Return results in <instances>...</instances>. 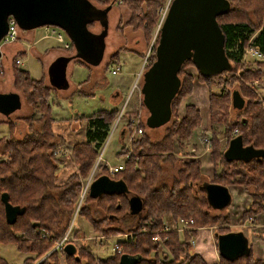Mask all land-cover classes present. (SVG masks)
Segmentation results:
<instances>
[{
    "label": "trees",
    "instance_id": "obj_1",
    "mask_svg": "<svg viewBox=\"0 0 264 264\" xmlns=\"http://www.w3.org/2000/svg\"><path fill=\"white\" fill-rule=\"evenodd\" d=\"M95 1L105 7L113 3L110 0ZM166 1L116 0L120 3L119 7H124L130 12V18L126 22L122 17L118 20L120 30L132 27L133 33L142 32L148 48L153 39L152 32L159 25L157 9L165 5ZM229 1L231 11L226 16L221 15L217 20L225 34L226 57L232 69L223 71L218 76L205 77L198 71L197 73L201 84L207 86L209 90L214 181L224 187L243 186L246 193L252 197V206L249 211L241 215L240 223L244 225L249 221L255 222L257 215L264 212V159L259 162L253 159L246 164L241 161L229 163L224 157L225 149L220 150L221 144L217 135L218 128L224 127L225 137L230 143L231 134L239 130L238 135L243 137L244 146L253 145L255 149L264 150V95L263 100L260 101L251 89L244 86H240V90H234L235 83L241 81L236 70L243 64V56L248 47L252 46L264 53V24H252L246 16L249 10H254L256 13L260 12V17L262 15L264 17V0ZM238 14H243L245 20L239 21ZM92 26H94L93 22L89 23L88 28ZM255 33L258 35L252 42L251 36ZM159 38L158 36L156 43L152 45V52L147 58V62H150L148 68L154 63L155 47L159 43ZM73 48L72 44L70 52ZM146 54L147 50L140 57L143 59ZM119 55L120 53L117 52L112 60L117 59ZM15 62L13 65L17 90L25 94L27 102L34 106L40 115L38 119H35L34 115L27 118L28 126L21 137L11 131L13 136L0 140V247L14 244L17 251L33 255V258L25 259L24 264H33L46 256L48 252L50 256H46L40 264H121L120 257L124 254L140 255L142 262L138 264H207L204 258L189 252L188 242L191 239L189 234L196 236L198 234L196 231L184 234L183 241L177 231L163 233L162 236L168 237L163 242V246L167 248L169 254H160V246L154 243L153 234L150 233L163 230V216L167 214H172L174 220L193 219L196 228L213 227L221 222L220 219L223 220V224L230 222L229 217H209L208 214L212 208L206 202L205 191L201 189L202 167L198 161L180 162V169L177 175H174L171 184L161 180L163 164L176 160L172 153L176 142L179 149H183L185 142L191 140L202 122L199 108L194 105L185 107L184 117L181 118L176 114L184 97L191 96L193 93L194 77L185 71L187 67H195L193 63L186 62L179 72L182 88L178 96L173 99L172 120L165 129L164 136L158 140H152L145 122H140L138 127L143 130V135L134 136L130 147L123 146L118 154L120 159L125 158L124 170L112 176L104 166L96 176V178L109 176L114 181L125 182L128 194L137 195L144 202L145 215L138 217L136 226L126 230L130 236L124 242L118 243L119 247L123 248V254H114L110 258L101 260L96 258L94 252L88 247V243L85 242L75 247L76 253L72 255L64 251L62 263L60 259L62 254L53 252V248L64 238V234L71 225V218L75 215L76 205L80 200L79 195L82 192L81 180L91 173L98 154L109 136V127L118 119L120 110L95 112L92 116L85 118L87 120L84 127L87 132L86 142L74 146L71 152L78 173L71 175L64 186L55 184L60 166L55 153L61 152L66 144L52 131L55 119L52 118V108L48 103L52 92L50 87L45 85L43 77L32 79L30 73L21 69ZM105 64L108 69L109 62ZM242 75L246 80H264V59L255 69L248 67L242 70ZM216 90L220 92L217 93ZM238 97L245 100L243 108L240 106L241 100ZM229 107L238 111L237 119L234 121L229 119ZM136 116H139L136 109L129 114L121 115V120L127 122L125 125L127 135L134 133L135 129L131 126V122ZM205 135L203 133L200 136L203 139ZM4 194L7 195L13 207H19L24 212L18 215L13 224L7 222L5 203L1 199ZM124 196L125 194L122 193L96 198L88 197L87 201H97L100 209L104 212L108 211L107 217L102 221H91L96 232H102L100 234L106 237H118L126 232L110 226L104 231L98 228V224L110 223L112 218L118 215L130 214L129 200H126ZM103 201H108V204H103ZM87 208V205L80 208V214L88 212L90 209ZM46 226L51 230H49L50 236L42 239L40 229H45ZM229 232L223 231L220 235H226ZM252 252V247L249 246L247 254H243L235 261L220 257L219 264H264V260L255 259ZM0 264L8 263L0 256Z\"/></svg>",
    "mask_w": 264,
    "mask_h": 264
},
{
    "label": "rangeland",
    "instance_id": "obj_2",
    "mask_svg": "<svg viewBox=\"0 0 264 264\" xmlns=\"http://www.w3.org/2000/svg\"><path fill=\"white\" fill-rule=\"evenodd\" d=\"M90 1L99 9H102L103 7H105L104 5H100V3H98L95 0L94 1L90 0ZM110 2H113L114 6L111 8V10L108 14V16H109V20H108L109 33L105 36L106 46L104 48L103 60H101L100 65L96 66V65H92V64L91 65L86 64L82 61L81 58H78V61H76V63H74V65L72 64L73 69H74V73L72 74L71 78H70L69 74H67V78L69 80L72 79L73 83L70 80L71 87H70V89L68 88L65 93L57 92L56 89H54V86L53 85L51 86L50 80L48 79L47 73L45 71V66H44V64L43 65L41 64V62H43V61H42V58L40 56L47 49V47H50V49H51L52 48L51 46H54V48L57 50L60 46V47H62L61 49L63 50V48L65 46V43L61 44L57 40H55L54 38H49V36L52 34L53 29H55L58 33L63 34L62 36H65V39H67L68 44L70 43V40L66 36L67 33L60 28H55L54 26L37 27L36 29H32V28H28V27L21 28L19 26V24L16 23L17 28H19V30H20V33H19V36L17 38V42H15V43L20 44L22 42V44H24V43L29 44L28 45L29 47H26L27 45L25 46L26 53L23 54L21 52L16 53V51L11 53V51H10L11 45L2 46L3 52L5 51L8 56L6 58V56L2 54L4 56V59H2V62L0 63V92H2L4 94L16 92L17 94H20L21 99H22V102H21L22 103V106H21L22 109L20 111H16L12 116H10L9 119H6L5 116H3L2 114L0 115V140L2 138L7 139V138H10L11 136H13L11 131H13V133L16 136H18L16 131H18V133H19V131H21V133L23 132V134H24V131L28 126L27 118L30 115L31 116L34 115V118L38 119L39 115H40V114H38L39 111L37 109H35L34 106H31L30 103L27 102L28 100H27V97L25 96V94H23L22 91L17 90V85H16V81H15L16 72H15V68H14V65L12 62L20 60L17 57H20L21 55L24 56L23 58L20 57L22 62H24V63L23 64L21 63V65H17V66H19L23 70H27L30 73V77L32 79H39L40 77L44 78L43 80H44L45 85L50 87L51 92H52L51 93L52 96L50 98V101H51L53 96L57 98L55 100V102L56 101L58 102V107H59V111H60L59 113H62L64 115H67V113H70L72 115H77L76 118L78 119L79 123L77 126H75V131H80V130H82L83 127L86 126L87 120H85V118H87L88 116H91L93 114V112L94 113L96 111L100 112L101 110H102L101 112L110 111L108 109L111 107H113V109H112L113 111L117 112L120 110L119 115H118L119 116L118 119L115 121V123L113 125H111L109 127V130H110L109 136L105 140L104 145L98 154L97 160H96L94 166L92 167L95 170L94 171L95 175L92 176L90 173L87 178H82V180H81L82 191H83L84 187H85V191L83 194H81V192H80V195H79L80 200L78 201V204L76 205L75 215L73 218H71V222H70L71 225H70L68 231L64 234V238L61 239V241H63L68 236L67 239L70 240V243L72 242V245L74 247L81 246V245L85 244V242H86V243H88V247L91 248V250L94 252V254L96 253L97 258L100 257L101 259H107V258H110L111 256H113L115 254L114 246L117 243L124 242L128 238L127 236H130L127 233L128 229H131L132 227L136 226V223L138 221L137 220L138 217L140 218V217L145 215V213H144L145 210H144V212H142V214L140 216L136 215V217H135V216H132L131 213L130 214H124L121 216L118 215V217L112 218V222H110V223L105 222L103 224H98V228H101V231L107 230L110 227H112L114 229H119L122 232L127 230L124 234H122L118 237L111 236L110 238L108 237V239H107L106 236L100 234L102 232H96V229L93 226V222H91V221H94V222H97L99 220L102 221L105 217H107L108 211L104 212L102 209H100V207H99L100 205L98 206L97 201L95 202L93 200L92 201H87V200L89 197L88 195L90 192L92 182L95 181V178L97 176L96 167L101 164L103 158H105L106 160H109L111 165L119 163L120 158H119L118 153H120V151L122 150V147L123 146L124 147L125 146L130 147L131 139L134 136H140V135H137V131H136L135 127H133L135 129L133 135H127L126 134L125 125L127 124V122L121 120V115L124 113L129 114L133 110L136 109L137 114L139 115L138 117L137 116L135 117L137 122H139V124H140V122L146 121V118L148 116L147 111H146L147 109H146V107L145 108L143 107V102H142L143 96L141 93V90H142L141 85H143V76L142 75L144 74V71L149 69L148 67L150 65V62L148 63L147 61H145V58H149V56L152 52V45H154L156 43L158 36H159V31H160L159 30L160 26L157 25L154 32H152V36H153L152 42L149 45V47L147 48V43H146L145 37L143 36L142 32L133 33L132 27L126 28L124 30H120L118 20H120L122 17L124 19L123 21L126 22L130 18V12L127 11V9L124 7H119L120 3L116 2V0H110ZM163 6H165V5H163ZM162 7L157 9L159 18H160L159 11L161 10ZM241 13H243V11H241ZM259 14H260V12L256 13L254 10H249L247 12L246 16L248 19L251 20L252 24L262 25V24H264V17H263V15H262V17H260L261 15L259 16ZM238 15L239 16H237V17L239 18V21L245 20V19H243V14H238ZM48 28H50V29H48ZM90 30L94 32L95 38H96L97 42L100 44L102 41L101 39H103L102 37H103V32H104L101 25H99L98 23H95L94 26H92L90 28ZM28 32L33 33L32 35L28 36V38H31V40H28V38L25 37L28 34ZM257 35H258V33H255L253 36H251L252 42L254 41V39H256ZM20 40H22V41H20ZM29 41H31L32 43H29ZM15 43H12V44H15ZM70 50H71L70 48L67 49L68 53L70 52ZM146 50H147V54H146L145 58L142 59L140 56ZM117 52H119L120 55L122 56L121 57L122 59H120V63H122V70L120 72H117V75L113 76V75H111L112 70L116 68L115 65H117V62H119V61H116L117 59L112 60V58H113V56H115L117 54ZM47 54H49L48 51H46V55ZM69 54H70V56L76 57L77 53L75 52V50L73 48ZM56 61L57 60L54 59L50 65L52 72L61 73V74L64 73L67 66L60 65L59 63H56ZM107 61L110 64L108 69L105 66L106 65L105 63ZM261 61L255 59V58H252L251 54L246 55V60L236 70L237 75L241 81L236 82L235 88H234V90H236V89L240 90V86H244L248 89H251L254 92L255 96L258 97V99L260 101L263 100V95H264V80H262V81L253 80V79L246 80L242 75V70L248 69V67H252L253 69H255L258 67V65ZM80 62H82V64H84V66ZM85 65H87V66H85ZM191 68L194 69V70H192V72H190ZM131 69H133V70L130 71V74L131 73L132 74H131V76L129 75L130 76L129 77L126 72H128ZM139 70H140L139 74L138 75L135 74ZM185 71L187 72V74L189 72L192 74V76L194 77V83H195V81H196V83L200 82L198 79L199 74L197 73V70L195 67H192V66L187 67L185 69ZM60 79H61L62 83H65V81H66L65 78H63L61 76ZM136 79H138V80L136 81ZM127 81H128V83H127ZM197 89L200 90L199 88H197ZM207 90H208V88H207ZM195 92H194V88H193L192 95L184 97V99L180 105V108H178V110H176V114H178L179 117H181V118L184 117L185 116V112H184L185 107L187 105H190L192 102H194L193 96H194ZM200 92H201V90H200ZM216 92L219 93L220 91L216 90ZM208 94H209V90H208ZM205 98H203V99L205 101V104L207 102V106L205 105L206 106L205 109H207L205 111V113L208 112L207 114H209L208 120H207V115H206V119L204 120V122L202 119L203 124L201 122V125L198 128V130H199L202 126L203 130H200V131L197 130L195 133L196 135H194V138H195V136H197L195 139H198L197 141L199 143V146H198V144L195 145L193 143V138H191V140L185 142V146L183 149H179L178 144L176 142V147L172 152L174 155V158L176 160L173 162H167V163L163 164V166H162L163 167V174L161 176V180L163 182H167L170 184L173 182L172 179H173L174 175H177V172L180 169V166H179L180 162L198 161L202 167L201 178L203 181L201 184H203V183H215L214 178H213V174L215 172V166L213 165L214 158L212 157V152H211L212 147H211V142H210V135H211V128H212L211 123H210L211 122V114L209 112L210 99H209L208 95ZM60 99L66 100V101H62ZM194 100H196V99H194ZM50 101H48V103ZM195 103H197V102L195 101ZM56 105H55V107H56ZM195 107L201 109L198 105ZM55 111L57 112V110H55ZM110 112H112V111H110ZM228 112L230 115L229 119L231 121H234L237 119L236 115H237L238 111L233 110L232 107L231 108L229 107ZM82 114L85 117H83ZM139 124H138V126H139ZM167 126H169V125H166L165 127H160L157 130H150L149 128H147L148 132L151 136V139L152 140H158L161 136H164L165 129L167 128ZM52 131H53V128H52ZM235 131L233 132V134H231L232 139L235 138V135H234ZM224 132H225L224 127L218 128L217 137L220 140V144H221L220 150L221 151L226 149L225 147H228V145H229L228 139L225 137ZM203 133H205L206 135L202 139V137L200 135ZM56 134L58 135V133H56ZM238 134H239V130H238ZM59 137L65 141L64 137H62V136H59ZM81 143H84V142H81ZM81 143H78L76 145H81ZM65 144H66V142H65ZM66 146H67V144L63 147L62 150H66L68 152L67 153L68 158H61V157L55 156L56 158H58L59 165H60L58 170H57L58 174H57V178L55 180V184H58L60 186H64L65 183L67 182V180H69V177L71 175H75L76 173H78L77 165L72 160V157H71V152H72L74 147H72L71 150H69V149L67 150ZM206 158H210V160H211L210 165L211 166H208L205 169L206 170V172H205L203 170V166H205L203 161H205ZM124 161H125V158L122 161V163ZM106 164L107 163H105V165ZM227 187H228V189H229V187H239V189L241 188V190H243L244 194L247 196L246 199H244V203H246V202L250 203V201L252 200V197L248 193H246V191L243 189V186H227ZM250 190H252V189H250ZM129 196L125 195L124 197L126 198V200H129ZM236 198L238 199L237 195L232 196V200L230 203L231 205L228 207L230 209L233 208V211H231L230 209H227L228 211L225 210L223 212H219L216 209L215 210L210 209L209 214H208L209 217L215 218L216 216H219V217H229L230 218L231 217L230 212H233L232 217L234 218V220H236L238 217L235 215V213H236L235 207L240 208V206H241L240 202L233 203L234 200H236ZM116 202H118V201L116 200ZM102 203L108 204V201H103ZM114 203L115 202H113V204ZM86 205L88 207L87 209H90L89 210L90 212L85 211L83 213V215H81L80 214V208H83V206H86ZM251 206H252V204H251ZM261 214H264V212H262ZM171 215L172 214H167V215L163 216L164 226H165V224L169 225L171 223L170 221L174 220ZM241 218H242V216H241ZM241 218H239V219L241 220ZM262 219H264V215L262 217H260L261 221H262ZM220 220H221V222L219 224L213 226V227L202 226L201 228H196V227H194L195 225H192V224L190 225V226H192L191 227L192 230H195L197 233L200 232L199 230L205 229V230H203L205 232L202 234V238L200 240V244H201L200 250L201 251L197 249V251L200 252V257L203 256L205 251L207 252L208 250H211L212 248L218 250V247L216 244V239H217L216 235H220V233H222L223 231L229 232L232 230L231 231L232 233H239V232L242 233L243 232L245 234V236L248 238V240H249L250 236L251 237L254 236V233L256 230L260 231L259 229H256L253 227L254 221H249V223L251 222L250 223L251 225H249L247 227L248 229H245V228L241 229L240 225L242 226L243 224L240 223V221L239 222H232V219L230 218V222L228 224H223L222 223L223 220L222 219H220ZM238 225H239V227H238ZM60 227L62 228L61 225H60ZM229 229H231V230H229ZM249 229H251V232ZM49 230H50V228H48V226H46L45 229H40V237L42 239L48 238L50 236L49 232L51 231V230L50 231ZM62 230H63V228H62ZM177 232H179V231H177ZM252 233H253V236H252ZM184 234L185 233H180L182 241L184 240V238H183ZM44 235H46L45 238L43 237ZM47 235H48V237H47ZM189 235L192 236L191 239L193 238L194 241L198 237V234L196 236L193 234H189ZM211 235L214 238L213 237L211 238L210 237ZM191 239H190V241H191ZM54 248H53V252H56V250ZM190 250L192 251L193 254H196V252H197L195 247L194 248L190 247L189 252H191ZM57 252H60L62 254V258H60V259L63 263V260H64L63 251L59 250ZM159 252H160V254H164V253L169 254V251L167 250V248L165 246H160ZM48 255L50 256L49 252L46 254V256H48ZM0 256L3 259V261L7 262L8 264H24L23 262L25 259L33 258V255H31V254L27 255V254L21 253L20 251H17L16 246L14 244H10V245L6 244V245L0 247ZM46 256H44L41 259H38L37 261L33 262V264H40L41 261L46 258ZM168 256H170V255H168ZM63 264H65V263H63Z\"/></svg>",
    "mask_w": 264,
    "mask_h": 264
},
{
    "label": "water",
    "instance_id": "obj_3",
    "mask_svg": "<svg viewBox=\"0 0 264 264\" xmlns=\"http://www.w3.org/2000/svg\"><path fill=\"white\" fill-rule=\"evenodd\" d=\"M229 0H173L168 7V14L159 27V43L155 47L154 63L144 71L141 85L142 102L146 107L147 118L145 127L157 130L171 123L173 99L181 91L182 80L179 72L186 62H192L196 70L205 77L218 76L223 71L232 69L227 59L224 46L225 34L222 32L217 18L228 15L231 11ZM112 3L102 9L97 8L90 0H0V41L9 32L10 16L21 28L54 26L65 30L74 45L76 57L89 65H100L106 46L105 36L109 33V12ZM98 23L103 28V39L99 44L89 23ZM1 50V42H0ZM1 58V52H0ZM71 58H59L56 63L66 65ZM64 73L52 72L49 69L48 79L56 88H64L61 82ZM66 82V81H65ZM237 94V92H236ZM236 96V95H235ZM240 98V97H238ZM239 100V99H238ZM241 108L245 100L240 98ZM20 94L0 92V115L9 119L16 111L22 109ZM225 159L230 162L250 163L253 159H264V150L252 146H244L241 135L233 138L225 149ZM207 204L213 209L223 212L231 205L232 195L228 187L217 183H203ZM125 182L114 181L109 176L96 178L92 182L89 196L92 198L103 195L122 193L129 196ZM8 224H13L21 208L13 207L7 195L2 196ZM143 200L135 195L129 196V208L132 216H140L144 212ZM219 257L226 260H237L247 254L250 243L242 232L216 235ZM65 251L72 255L75 247L70 244ZM121 264H138L142 262L140 255L124 254Z\"/></svg>",
    "mask_w": 264,
    "mask_h": 264
},
{
    "label": "crops",
    "instance_id": "obj_4",
    "mask_svg": "<svg viewBox=\"0 0 264 264\" xmlns=\"http://www.w3.org/2000/svg\"><path fill=\"white\" fill-rule=\"evenodd\" d=\"M48 29H50V28H48ZM32 34H33L32 32H28V34L25 37L28 38V36H30ZM52 35L53 34H51L49 36V38H54L55 39V37L52 36ZM28 40H31V38H28ZM20 41H22V40H20ZM29 43H32V42L29 41ZM28 45L29 44H25V43L22 44V42H21L20 44L19 43L18 44H16V43L15 44H11V47L10 46L9 47L11 49L10 50L11 53L16 51V53L21 52V53L24 54V53H26L25 46L26 47H29ZM51 47H52L51 49H50V47H47V49L43 52V54L40 55L41 58H42V61H43V62H41V64L42 65L44 64V66H45V71L47 73V77L49 75V69L51 67L50 65H51V63H52V61L54 59L58 60L59 58H62L64 56L71 58V60L68 61L66 63V65H65L67 67H66V73L64 75V78L66 79V82L65 83H66L67 86H65L64 88H62V87L61 88H56V86L53 85L54 86V89H56L57 92L65 93L68 88L70 89L71 82H72V79H70L71 80V82H70V80L67 78V74H69V76L71 78L72 74L74 73L73 65H74V63H76V61H78V57L76 58L74 56H70V54H69L70 52L68 53L67 49H63L64 50L63 51L61 49L62 47H60V46H59V48L57 50L54 48V46H51ZM46 51H48L49 54L46 55ZM0 52H1V55L3 54L7 58L8 55L6 54L5 51L3 52V48H1ZM3 55H2V59H4V56ZM121 57L122 56L120 55L119 58H117L116 61H119V62H117V64H119L121 66V70H122V63H120V59H122ZM17 58L21 60L20 57H17ZM132 70L133 69H131L128 72H126L128 76L129 75L131 76L132 73L130 74V71H132ZM140 70L137 71L135 74L138 75L139 72H140ZM192 70H194V69L191 68L190 72H192ZM190 72L188 74H191ZM137 80L138 79H136V81ZM127 83H128V81H127ZM193 87H194V92L196 91L195 94H194V96H193V98L196 99V100L193 99L194 102H192L190 105H195V106L198 105L201 108V109H199V112L201 113V118L203 119V122H204V120L206 119V115H207V120H208V116H209V114H207L208 112L205 113V111L207 110V109H205L206 106H207V102L205 104V101L203 99L207 95L209 96L208 90H207V87L206 86H204V85L201 84V82H197L196 83V81H195V83H193ZM197 88H199L201 90V92ZM56 99L57 98L53 96L52 99H51V101L49 102V105L52 107V114H51L52 115V118L55 119L54 126L52 128H53V131L56 132V133H58L59 136H62V137L65 138V142L67 144L66 149L67 150L68 149L71 150L72 147H74L76 144L81 143V142H84V143L86 142L87 132H86V130H85L84 127L80 131H75V126H77L78 123H79L78 122V119L76 118L77 115H72L70 113H67V115H64L62 113H59L60 111H59V107H58V102L57 101L55 102ZM60 100H62V99H60ZM62 101H66V100H62ZM195 101L197 103H195ZM55 105H56V107H55ZM112 109H113V107L109 108L108 110L113 111ZM55 110H57V112ZM96 112H99V111H96ZM82 116L85 117L83 114H82ZM88 117H90V116H88ZM203 122H202V124H203ZM200 125H201V122H200ZM200 130H203L202 129V126H201V128L198 131H200ZM16 133H17V135L19 137H21L23 135V132L21 133V131H19L20 134L18 133V131H16ZM195 133H194V135H196ZM196 137L197 136H195V138ZM192 138H193V143L195 145L198 144V146H199V143L197 141L198 139H195L194 136H192ZM123 160H124V158H121V159H119V163H116V164L111 165V163H110L109 160H106L105 158H103L101 164L96 167V169H97L96 170V174L98 175V173H100V170H101L102 167L104 168L105 163H107V165H111V167H115V166L121 165ZM210 162H211L210 158H206L205 161H203V163L205 165V166H203V170L205 172H206L205 169L208 166H211L210 165ZM91 170H92L91 171V175L92 174L95 175V173H94L95 170L93 168ZM229 190L231 191V195L232 196H236V195L238 196V199L236 198L237 201L234 200L233 203H238V202L241 203L240 208L239 207H235L236 208L235 215L238 217L236 220H234V218L232 217L233 212H230V216H231L230 218L232 219V222H239L240 221L239 218H241L242 213L243 212L245 213V212L249 211L252 203H251L250 200H249L250 203H248V202L244 203V199H246L247 196L244 194V191L241 190V188L239 189V187H229ZM228 209H230V208H228ZM230 210L233 211V208L230 209ZM263 215L264 214H260V215L257 216V218H256V220L254 222V226H253L256 229H259L260 231L256 230L255 233H254V236H253V233H252V236L253 237L250 236L249 237V240H248L249 243H250V246L252 247V250H253L252 254L254 255V258L255 259H259V260H264V219H262V221L260 220V217H262ZM249 225H251V224L250 223H246V224L242 225L243 227L240 225V228L241 229L242 228L248 229L247 227ZM238 227H239V225H238ZM203 230H205V229L199 230L200 232L198 233V237L195 240V244H196L195 248H196V251H197V249L198 250L201 249L200 240L202 238V234L205 232ZM229 230H231V229H229ZM249 230L251 232V229H249ZM127 237H129V236H127ZM210 237L212 238L213 236L211 235ZM106 238L108 239V237H106ZM190 254H193L192 251L190 252ZM95 255H96V253H95ZM193 255H199L200 256V252L197 251L196 254H193ZM202 257L206 260L207 264H219L220 263L219 250H217V249L212 248L211 250H208L207 252L205 251V253L203 254ZM96 258H97V256H96ZM98 258H100V257H98Z\"/></svg>",
    "mask_w": 264,
    "mask_h": 264
},
{
    "label": "built area",
    "instance_id": "obj_5",
    "mask_svg": "<svg viewBox=\"0 0 264 264\" xmlns=\"http://www.w3.org/2000/svg\"><path fill=\"white\" fill-rule=\"evenodd\" d=\"M173 0H168L165 4V6H163L161 8V10L159 11V15H160V18L158 20V23H159V26L161 27V25L163 24V20L166 18L167 14H168V7L169 5H171V2ZM16 20L14 18V16H10L9 18V24H8V28H9V32L7 34L6 37H3V39H1V42L4 45H11L12 43H15L17 42V38L19 36V33H20V30L19 28H17V25H16ZM52 36L55 37L56 40H58L59 43L61 44H64L65 43V46L64 48L65 49H69L72 47V44H71V41L70 43L68 44V41L67 39H65V36H62L63 34L61 33H58L55 29L52 30ZM63 48V49H64ZM248 54H251L252 58H255L257 60H263L264 59V56H263V52L262 51H259L255 48H253L252 46H249L248 49L246 50V53L245 55L243 56V59L244 61L246 60V55ZM145 61H147V58H145ZM2 62V60H0V63ZM22 60H17L16 61V65H21ZM149 63V62H148ZM116 68L114 70H112V73L111 75L115 76L117 75V72H120L121 71V66L119 64L115 65ZM138 124L139 122H137V120L134 118L132 119V122H131V126L132 127H135L136 131H137V135H140L142 136L143 135V130L141 128L138 127ZM235 137H237L238 135V130L235 131ZM67 151L66 150H62L61 152H57L55 153L58 157H61V158H68L67 157ZM107 169L109 170V172L112 174V176H115L116 174L120 173L122 170H124L123 168V164L121 165H118V166H115V167H111V165H106ZM92 176H94L92 174ZM85 191V187L83 188V191L81 192V194H83ZM171 223L168 225V224H165L163 230L161 231H158V232H150L153 234V241L154 243H156L158 246H163V242L166 241L168 239L167 236H162L163 233H170L172 231H179L180 233H191L193 230H192V226H190L191 224L194 225V221L193 219H189V220H183V219H176L175 220H172L170 221ZM146 232V231H145ZM147 234H150L148 232H146ZM46 235H44L43 237L45 238ZM48 237V235H47ZM68 236L63 240V241H60L56 246H55V250L56 251H59V250H62L63 252L66 250L65 247L72 244V242L70 243V240L67 239ZM193 239V238H192ZM191 241L188 242V245L189 247H195L196 244H195V241L194 239ZM69 243V244H68ZM115 248V254H120L122 255L123 254V249L122 247H119L118 244H116L114 246Z\"/></svg>",
    "mask_w": 264,
    "mask_h": 264
},
{
    "label": "bare ground",
    "instance_id": "obj_6",
    "mask_svg": "<svg viewBox=\"0 0 264 264\" xmlns=\"http://www.w3.org/2000/svg\"><path fill=\"white\" fill-rule=\"evenodd\" d=\"M186 234V233H185ZM165 237V236H164ZM192 237V236H191Z\"/></svg>",
    "mask_w": 264,
    "mask_h": 264
}]
</instances>
